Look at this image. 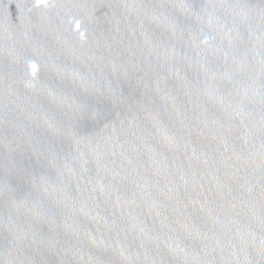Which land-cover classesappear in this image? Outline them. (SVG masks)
<instances>
[{"label": "water", "instance_id": "1", "mask_svg": "<svg viewBox=\"0 0 264 264\" xmlns=\"http://www.w3.org/2000/svg\"><path fill=\"white\" fill-rule=\"evenodd\" d=\"M0 264H264V0H0Z\"/></svg>", "mask_w": 264, "mask_h": 264}]
</instances>
